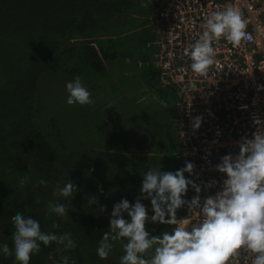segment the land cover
Returning a JSON list of instances; mask_svg holds the SVG:
<instances>
[{
	"label": "trees",
	"instance_id": "trees-1",
	"mask_svg": "<svg viewBox=\"0 0 264 264\" xmlns=\"http://www.w3.org/2000/svg\"><path fill=\"white\" fill-rule=\"evenodd\" d=\"M144 3L0 0V245L13 248L11 218L17 212L38 220L42 231L70 232L77 242L75 249L62 253L56 252L55 243L41 244V251L31 256L29 264H52L50 253L56 259L69 256L76 264H120L122 241L112 242L105 260L96 254L97 247L110 229L113 205L122 199L134 204L140 196L137 191L142 187V175L157 168L160 159L147 155L159 152L148 150L135 122L127 119L126 108L119 106L125 93L115 76L127 54L141 51L134 33L141 23L133 17L143 10ZM54 74L81 77L95 101L91 116L104 115L106 127L101 128L108 130L107 146L95 144L91 156L85 153L74 165L58 153L59 133L51 130L56 119L48 123L39 115L42 77ZM100 90L102 96L97 94ZM94 138L87 136L88 140ZM177 165L182 168V164ZM24 174L30 179L21 190L18 181ZM40 179L47 186L41 185ZM69 181L78 191L62 200L56 190ZM128 191H135V198L126 195ZM90 195L99 203L89 206L86 197ZM49 201L65 204L68 214H49ZM101 206L106 207L103 213ZM124 218L130 221L127 214ZM0 264L18 262L14 255L0 253Z\"/></svg>",
	"mask_w": 264,
	"mask_h": 264
},
{
	"label": "clouds",
	"instance_id": "clouds-1",
	"mask_svg": "<svg viewBox=\"0 0 264 264\" xmlns=\"http://www.w3.org/2000/svg\"><path fill=\"white\" fill-rule=\"evenodd\" d=\"M247 21L242 13L233 7L224 8L209 14L205 21V30L191 45L185 54L190 56L191 70L198 76H207L210 67L216 62L214 42L225 38L233 45H240L243 40H251L247 32ZM69 93V105L94 104L91 93L83 85L81 77L75 76L66 85ZM162 107L168 103L161 101ZM202 116L192 119L194 131L201 127ZM255 129L250 138L243 136L235 144L237 154H227L215 166V171L225 179L196 183L186 178L199 175L195 165L186 161L185 166L176 172H161L159 168H150L142 175L141 195L134 204L122 199L113 205L110 229L103 233L96 254L102 260L108 258L114 241L123 242L124 255L120 264H239L242 253L244 264H264V120L252 116ZM30 177L24 174L18 181L23 190ZM39 183L47 186L40 179ZM191 187L196 195L191 199L185 196ZM202 188H217L214 195L201 196ZM78 191L75 183L69 181L56 195L62 200L71 198ZM103 194L102 188L100 189ZM89 206L98 204L95 196L86 197ZM151 202L153 215L149 217L146 206L141 202ZM187 207L189 213L200 214L199 222H193L190 216L177 218V211ZM49 214L63 217L68 209L61 202L47 204ZM99 211H106L101 206ZM124 214L130 218H124ZM14 226L13 248L0 245V253L5 257L14 255L18 264H29L31 256L41 251V244L48 246L55 243L57 253L73 250L77 242L72 233L44 232L40 223L32 216L17 212L11 218ZM159 223L174 226L171 231L153 235L146 230L147 223ZM59 228V224H53ZM125 241H127L125 243ZM52 264H76L69 256L61 255L58 259L49 254Z\"/></svg>",
	"mask_w": 264,
	"mask_h": 264
},
{
	"label": "built area",
	"instance_id": "built-area-1",
	"mask_svg": "<svg viewBox=\"0 0 264 264\" xmlns=\"http://www.w3.org/2000/svg\"><path fill=\"white\" fill-rule=\"evenodd\" d=\"M229 7L242 13L252 39L238 46L225 38L214 42L216 62L207 76H198L185 52L205 30L209 14ZM147 22L158 34L154 65L160 88L176 95L177 158L182 167L186 161L193 163L199 179L185 176L198 184L222 182L226 177L215 166L223 156L238 153L236 141L250 138L255 131L253 115L264 120V0H160ZM198 115L203 121L194 131L191 122ZM217 190L202 188L201 196L214 195ZM195 195L189 187L185 199ZM188 215L194 223L201 219L187 207L177 211L178 219ZM245 255L241 254L239 264H244Z\"/></svg>",
	"mask_w": 264,
	"mask_h": 264
},
{
	"label": "rangeland",
	"instance_id": "rangeland-1",
	"mask_svg": "<svg viewBox=\"0 0 264 264\" xmlns=\"http://www.w3.org/2000/svg\"><path fill=\"white\" fill-rule=\"evenodd\" d=\"M140 37L141 51L127 54V60L121 61L119 73H115L116 80L125 93V99L119 106L126 108L127 119L130 122L132 120L135 122L137 127L134 123L131 125L145 138L146 146L157 152H162L163 156H166L157 159V168L160 167L161 172L174 173L179 170V166L168 157H173L178 146L172 126L176 116V95L172 90L164 89V93L160 91L154 59L145 48V36L140 34ZM150 39L147 36V40ZM71 81L73 78L62 74L42 77L37 98L40 117L48 123L53 118L56 119L51 130L59 133L58 153L68 160V164L74 165L81 162L85 153L90 157L95 144L101 143L102 146H107L108 140H106L105 134L108 130L101 128L106 127L104 115H100V117L94 115L95 118L91 116V104L82 107L78 103L74 105L67 103L69 93L66 85ZM83 85L85 86V84ZM97 94L102 96L101 90L97 91ZM110 97H114L113 91L110 93ZM97 98L99 99L98 96ZM161 101H166L168 107H162ZM87 136L95 138L88 140ZM153 214L148 215L151 217ZM172 227V225L151 222L146 224V230L153 235L171 231Z\"/></svg>",
	"mask_w": 264,
	"mask_h": 264
},
{
	"label": "crops",
	"instance_id": "crops-1",
	"mask_svg": "<svg viewBox=\"0 0 264 264\" xmlns=\"http://www.w3.org/2000/svg\"><path fill=\"white\" fill-rule=\"evenodd\" d=\"M143 1H146V3H144L145 7H143V10L140 13H138L137 15H134V17H133L134 19H137L136 23H138V22L141 23L140 26L134 30V33H136V35H137V39L139 40V44L141 42L140 41L141 40L140 34L145 36V41H144L145 48L148 49L147 53L154 59L155 52H156L154 43L158 39V34H156L154 32V30L148 25L147 20H148V16L150 15V13H152L153 10L158 7L160 0H143ZM147 36H149L151 38L149 41L147 40ZM154 67H155V65H154ZM155 69H156V67H155ZM160 91L162 93H164V89H161ZM166 91H170V90L167 89ZM175 109H176V107H175ZM175 119H174V121H175ZM174 121H173L172 126L174 125ZM173 128H174V126H173ZM149 149H152V148L148 147V150ZM149 151H152V150H149ZM177 153H178V146H177V149L174 152V155L172 157L173 159L171 157H168V159H171V160L175 161L176 164L180 165L181 162L177 158ZM147 155L153 156V157L160 156V158L166 157V156H163L162 152H159V153L149 152ZM137 192L139 193V195H141V189L138 190ZM126 195L130 196L131 198H135L136 192L135 191H132V192L128 191ZM141 202L146 206V208L148 210V214L153 213L150 200L143 199Z\"/></svg>",
	"mask_w": 264,
	"mask_h": 264
}]
</instances>
